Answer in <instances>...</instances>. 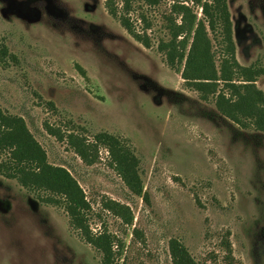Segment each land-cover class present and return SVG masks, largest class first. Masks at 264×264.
<instances>
[{
  "label": "rangeland",
  "instance_id": "obj_1",
  "mask_svg": "<svg viewBox=\"0 0 264 264\" xmlns=\"http://www.w3.org/2000/svg\"><path fill=\"white\" fill-rule=\"evenodd\" d=\"M112 1L122 14V0ZM174 1L132 3L128 16L147 47L106 0H0V43L13 56L0 62V108L21 116L47 162L78 182L89 229L112 235L115 264H172L171 238L196 264H225L227 245L233 264H264V132L220 113L215 94L167 64L157 45L169 38ZM226 2L235 59L260 71L254 85L264 96V0ZM206 29L218 67L224 46ZM46 125L120 137L138 159L142 194L109 165L105 147L88 164ZM50 195L0 174V264H102ZM110 201L128 208L130 222Z\"/></svg>",
  "mask_w": 264,
  "mask_h": 264
},
{
  "label": "trees",
  "instance_id": "obj_2",
  "mask_svg": "<svg viewBox=\"0 0 264 264\" xmlns=\"http://www.w3.org/2000/svg\"><path fill=\"white\" fill-rule=\"evenodd\" d=\"M135 1L137 0H122V14H118L112 0H106L105 4L108 12L119 18L127 32L148 47L150 43L145 31H137L128 16ZM143 1L151 5L159 2ZM184 1L199 6L202 17L198 18L192 5H187ZM206 25L210 32L220 34L224 46L218 67L213 61ZM165 26L169 38L160 40L157 48L164 53L167 64L171 68H177L185 84L200 92L215 94V105L219 112L236 124L248 126L251 123L264 132V96L254 85L260 71L241 66L235 59L226 0H175L170 15L165 17ZM8 58L13 56L6 45L0 43V62ZM219 82L223 85L221 89H217ZM202 96L206 98L205 94ZM46 129L56 138L65 140L88 164L97 158L98 146L105 147L109 165L131 192L142 194L138 159L120 137L102 131L89 140L76 131L63 133L51 125H46ZM2 152L7 156L0 160V174L16 178L28 189H42L51 193L45 197V201L62 204L70 224L80 232L86 242L100 251L102 264H115L112 235L105 230L94 234L89 229L86 212L90 209V204L78 182L65 168L47 162L44 149L28 130L21 116L5 113L0 108V154ZM107 208L122 216L125 222H130L131 217L126 206L110 201ZM226 249L225 264H233L229 245ZM168 250L172 264H196L178 239L169 240Z\"/></svg>",
  "mask_w": 264,
  "mask_h": 264
}]
</instances>
